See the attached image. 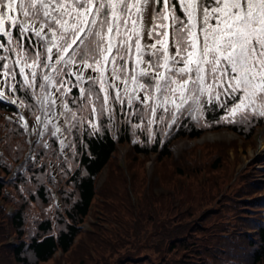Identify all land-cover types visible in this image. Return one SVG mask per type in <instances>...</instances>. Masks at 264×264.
<instances>
[{
  "label": "trees",
  "instance_id": "obj_1",
  "mask_svg": "<svg viewBox=\"0 0 264 264\" xmlns=\"http://www.w3.org/2000/svg\"><path fill=\"white\" fill-rule=\"evenodd\" d=\"M5 112L17 110L0 100V264H264V157L238 166L240 147L256 144L259 117L229 124L222 109H209L149 135L114 114L94 121L96 129L64 132L65 145L45 133L15 169L29 141ZM219 125L239 137L170 150L173 136ZM117 141L131 144L124 161ZM151 149L149 174L140 152Z\"/></svg>",
  "mask_w": 264,
  "mask_h": 264
},
{
  "label": "snow or ice",
  "instance_id": "obj_2",
  "mask_svg": "<svg viewBox=\"0 0 264 264\" xmlns=\"http://www.w3.org/2000/svg\"><path fill=\"white\" fill-rule=\"evenodd\" d=\"M10 96L37 137L114 114L149 135L209 109L264 120V0H0Z\"/></svg>",
  "mask_w": 264,
  "mask_h": 264
},
{
  "label": "rangeland",
  "instance_id": "obj_3",
  "mask_svg": "<svg viewBox=\"0 0 264 264\" xmlns=\"http://www.w3.org/2000/svg\"><path fill=\"white\" fill-rule=\"evenodd\" d=\"M264 131L262 129H259V131L256 134V139H257V143L255 145L253 144H249L247 146L246 151H242V147H240L241 150V156L244 159V162H240L238 164L239 167H244L246 166V163L249 162L250 160L254 159L255 157H264ZM230 137V135H229ZM226 138V139H230V138ZM187 140L186 139H179V142H182L180 148L182 146H186L187 145ZM176 150V149H175ZM261 178H264L263 176H261Z\"/></svg>",
  "mask_w": 264,
  "mask_h": 264
},
{
  "label": "bare ground",
  "instance_id": "obj_4",
  "mask_svg": "<svg viewBox=\"0 0 264 264\" xmlns=\"http://www.w3.org/2000/svg\"><path fill=\"white\" fill-rule=\"evenodd\" d=\"M215 134H212V133H209L207 134L208 137H213ZM221 136H227V135H230V133L228 134H223V133H220ZM180 145V144H179Z\"/></svg>",
  "mask_w": 264,
  "mask_h": 264
}]
</instances>
